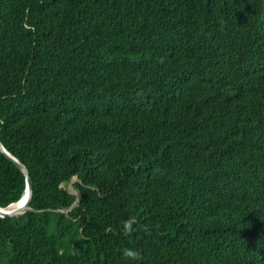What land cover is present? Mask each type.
I'll list each match as a JSON object with an SVG mask.
<instances>
[{
	"label": "trees",
	"instance_id": "obj_1",
	"mask_svg": "<svg viewBox=\"0 0 264 264\" xmlns=\"http://www.w3.org/2000/svg\"><path fill=\"white\" fill-rule=\"evenodd\" d=\"M0 137V264H264V0H0Z\"/></svg>",
	"mask_w": 264,
	"mask_h": 264
},
{
	"label": "water",
	"instance_id": "obj_2",
	"mask_svg": "<svg viewBox=\"0 0 264 264\" xmlns=\"http://www.w3.org/2000/svg\"><path fill=\"white\" fill-rule=\"evenodd\" d=\"M0 151L4 153L8 159L24 174L26 177V189L22 198L6 208L0 207V218H15L21 217L26 212L31 210V202L34 194L33 182L30 176V172L27 166L19 161L17 158L12 156L4 147L0 137Z\"/></svg>",
	"mask_w": 264,
	"mask_h": 264
},
{
	"label": "rangeland",
	"instance_id": "obj_3",
	"mask_svg": "<svg viewBox=\"0 0 264 264\" xmlns=\"http://www.w3.org/2000/svg\"><path fill=\"white\" fill-rule=\"evenodd\" d=\"M77 179H74V181L68 185H66V188L70 189L73 193H75L74 189V183H76Z\"/></svg>",
	"mask_w": 264,
	"mask_h": 264
},
{
	"label": "clouds",
	"instance_id": "obj_4",
	"mask_svg": "<svg viewBox=\"0 0 264 264\" xmlns=\"http://www.w3.org/2000/svg\"><path fill=\"white\" fill-rule=\"evenodd\" d=\"M126 251L129 252V253H134V250L133 249H128Z\"/></svg>",
	"mask_w": 264,
	"mask_h": 264
}]
</instances>
